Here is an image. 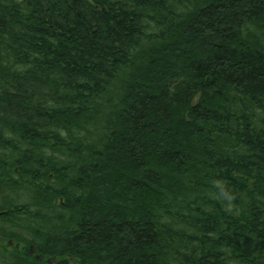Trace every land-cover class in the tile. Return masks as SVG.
Returning <instances> with one entry per match:
<instances>
[{
  "label": "trees",
  "instance_id": "1",
  "mask_svg": "<svg viewBox=\"0 0 264 264\" xmlns=\"http://www.w3.org/2000/svg\"><path fill=\"white\" fill-rule=\"evenodd\" d=\"M0 238L264 264V0H0Z\"/></svg>",
  "mask_w": 264,
  "mask_h": 264
},
{
  "label": "water",
  "instance_id": "2",
  "mask_svg": "<svg viewBox=\"0 0 264 264\" xmlns=\"http://www.w3.org/2000/svg\"><path fill=\"white\" fill-rule=\"evenodd\" d=\"M12 242H13L12 240H8L6 244L10 245V244H12ZM16 246L18 247V244H16ZM29 250H30V252H33L32 246H30ZM53 259H54L53 257H50V258L47 259V262L51 263L53 261Z\"/></svg>",
  "mask_w": 264,
  "mask_h": 264
},
{
  "label": "rangeland",
  "instance_id": "3",
  "mask_svg": "<svg viewBox=\"0 0 264 264\" xmlns=\"http://www.w3.org/2000/svg\"><path fill=\"white\" fill-rule=\"evenodd\" d=\"M0 241H1V245H3V244L5 243L4 240H1V239H0ZM1 245H0V246H1ZM53 261H54V260H53ZM53 261H52V262H53Z\"/></svg>",
  "mask_w": 264,
  "mask_h": 264
},
{
  "label": "flooded vegetation",
  "instance_id": "4",
  "mask_svg": "<svg viewBox=\"0 0 264 264\" xmlns=\"http://www.w3.org/2000/svg\"><path fill=\"white\" fill-rule=\"evenodd\" d=\"M1 239V238H0ZM2 240V239H1ZM12 244H13V242H12ZM0 245H1V241H0Z\"/></svg>",
  "mask_w": 264,
  "mask_h": 264
},
{
  "label": "bare ground",
  "instance_id": "5",
  "mask_svg": "<svg viewBox=\"0 0 264 264\" xmlns=\"http://www.w3.org/2000/svg\"><path fill=\"white\" fill-rule=\"evenodd\" d=\"M8 246V245H7Z\"/></svg>",
  "mask_w": 264,
  "mask_h": 264
}]
</instances>
